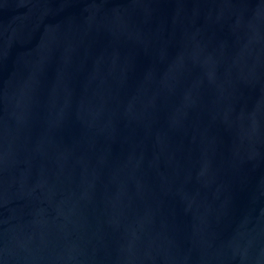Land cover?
Here are the masks:
<instances>
[{"label": "water", "instance_id": "obj_1", "mask_svg": "<svg viewBox=\"0 0 264 264\" xmlns=\"http://www.w3.org/2000/svg\"><path fill=\"white\" fill-rule=\"evenodd\" d=\"M0 264H264V0H0Z\"/></svg>", "mask_w": 264, "mask_h": 264}]
</instances>
